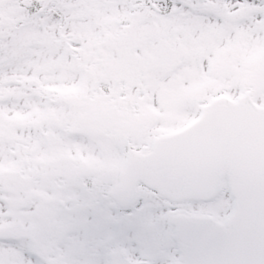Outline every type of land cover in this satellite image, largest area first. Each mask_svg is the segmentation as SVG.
I'll use <instances>...</instances> for the list:
<instances>
[{"label":"snow or ice","instance_id":"1","mask_svg":"<svg viewBox=\"0 0 264 264\" xmlns=\"http://www.w3.org/2000/svg\"><path fill=\"white\" fill-rule=\"evenodd\" d=\"M0 264H264V0H0Z\"/></svg>","mask_w":264,"mask_h":264}]
</instances>
